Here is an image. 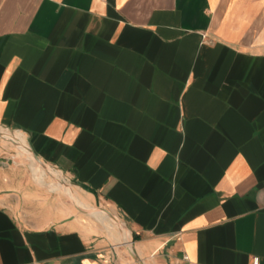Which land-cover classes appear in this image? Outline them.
<instances>
[{
	"label": "crops",
	"instance_id": "1",
	"mask_svg": "<svg viewBox=\"0 0 264 264\" xmlns=\"http://www.w3.org/2000/svg\"><path fill=\"white\" fill-rule=\"evenodd\" d=\"M6 127L128 231L0 166V264H264V0H0Z\"/></svg>",
	"mask_w": 264,
	"mask_h": 264
},
{
	"label": "rangeland",
	"instance_id": "2",
	"mask_svg": "<svg viewBox=\"0 0 264 264\" xmlns=\"http://www.w3.org/2000/svg\"><path fill=\"white\" fill-rule=\"evenodd\" d=\"M19 134L24 136L20 132ZM24 149L25 147L21 143L1 135L0 166L12 167L14 170L20 171L34 189L43 191V193H48L53 199H60L74 205L72 199L76 200L75 197H77L79 200L76 201L81 205H84L85 203L90 204L77 195V191L72 186V183L64 177L56 167L53 165H51L52 167L43 166V162L41 163V161H31V159H28L25 155L21 154ZM39 167L41 168L40 170L38 169ZM53 184L57 187H52ZM58 187H62V189ZM77 210L81 213L79 209ZM102 219L101 221L94 220L93 224L95 226H101V222L110 223L103 216Z\"/></svg>",
	"mask_w": 264,
	"mask_h": 264
},
{
	"label": "bare ground",
	"instance_id": "3",
	"mask_svg": "<svg viewBox=\"0 0 264 264\" xmlns=\"http://www.w3.org/2000/svg\"><path fill=\"white\" fill-rule=\"evenodd\" d=\"M5 127V126H3ZM7 129L4 128H0V135H2L3 137H9L14 141H17L19 143H21L25 149L24 151L21 152L22 155H25L26 158L31 159V161L33 162H37L39 161L35 155L33 154V152L31 151V148L29 147L28 143L26 142L24 136H21L18 132L14 131L13 129H11L10 127H6ZM36 169V168H35ZM39 170L41 169L40 167L38 168ZM52 187H57L56 185L53 184ZM60 189H62V187H58ZM76 199V198H75ZM79 200V199H76ZM76 200L72 199V201H74L78 206L80 207H84V208H91L93 211L91 212L93 216H95L96 218H98L100 221L102 219V216L105 217L109 222L111 226H115L118 228V230L121 233V236L124 237L125 234L127 233L128 229L125 227L124 223H117L115 220H113L106 211H103L101 209H97L95 206H92L90 204H84L81 205L80 203H78ZM103 220V219H102ZM122 245H128L131 247L130 245V241L128 240V238L126 237L123 244Z\"/></svg>",
	"mask_w": 264,
	"mask_h": 264
},
{
	"label": "water",
	"instance_id": "4",
	"mask_svg": "<svg viewBox=\"0 0 264 264\" xmlns=\"http://www.w3.org/2000/svg\"><path fill=\"white\" fill-rule=\"evenodd\" d=\"M12 129V128H11ZM1 137V135H0ZM31 151L33 152V154L35 155V157L41 161V163L44 161L35 153V151L33 150V148L31 147ZM73 203L77 206V208L81 211H84V212H92L93 210L91 208H84V207H80L78 206L74 201ZM97 209H101L103 211H106L108 213V215L113 219L115 220L117 223H122L111 211L107 210V209H104V208H100V207H96ZM126 248L128 249V251L130 252V254L132 255V257L134 258L135 261H137L139 264H146L145 261L135 252V250L128 246V245H125Z\"/></svg>",
	"mask_w": 264,
	"mask_h": 264
},
{
	"label": "built area",
	"instance_id": "5",
	"mask_svg": "<svg viewBox=\"0 0 264 264\" xmlns=\"http://www.w3.org/2000/svg\"><path fill=\"white\" fill-rule=\"evenodd\" d=\"M253 264H259V258L258 257H254Z\"/></svg>",
	"mask_w": 264,
	"mask_h": 264
}]
</instances>
